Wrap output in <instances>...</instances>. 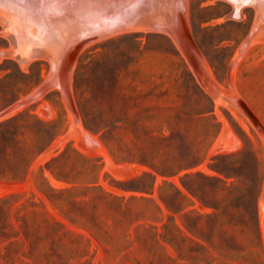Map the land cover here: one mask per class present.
<instances>
[{"label":"rangeland","instance_id":"rangeland-1","mask_svg":"<svg viewBox=\"0 0 264 264\" xmlns=\"http://www.w3.org/2000/svg\"><path fill=\"white\" fill-rule=\"evenodd\" d=\"M152 1L64 67L0 20V264H264V2Z\"/></svg>","mask_w":264,"mask_h":264},{"label":"bare ground","instance_id":"bare-ground-1","mask_svg":"<svg viewBox=\"0 0 264 264\" xmlns=\"http://www.w3.org/2000/svg\"><path fill=\"white\" fill-rule=\"evenodd\" d=\"M148 1H150V0H0V20H1V22H3L4 34L6 33L8 38H10L13 41V43L14 42L19 43V44L21 43L20 46L22 45V43L25 44V45H22L24 47L23 50H25V51L27 50L28 53H29V49H25V46H27L26 48H28L31 45H34L36 43L41 44V45L47 44V45H49V47L51 46L50 49H52L53 52L55 53V54L51 53V55L53 54L56 58L60 59L61 62L58 65H62V67H64L69 63V61L71 59V54L73 53L72 51H75L74 50L75 44H77L78 40L81 41L80 37L78 35H80V36L89 35V37L87 36V40H89V41H87V43H90L91 40L94 41V39L96 40V38H99L103 35L105 36L108 34L120 33V32H126V31L129 32V31H135V30L145 31V30H148L151 28H156L157 26H159L158 28L160 30L166 31L165 28L160 26L161 23H160V25L155 26L154 25L155 23L153 24V23L145 22V19H146L145 16L147 15L148 8L151 7V2H148ZM181 1H179V2H181ZM232 1L235 2V0H232ZM247 1H249V0H247ZM175 2H176V0H175ZM183 2H184V0H183ZM263 2H264V0H263ZM257 3H259V2H257ZM179 4H182V3H179ZM175 6H177V5L174 4V7ZM181 6H180V8H181ZM171 7H173V6H171ZM171 7H170V9H171ZM175 8L177 9L178 6ZM153 9L154 8H151V10H153ZM155 9H156V7H155ZM176 9H174V10L176 11ZM184 11H185V9H184ZM156 12L158 13V11H156ZM160 12H163V11H160ZM176 12H174V13L176 14ZM156 16H158V14ZM176 16L177 15H175V17ZM158 17L160 18V14ZM177 17H179V15ZM166 19H168V18H165L164 20H166ZM169 19H170V17H169ZM125 20H128L129 22H126ZM133 20H134V22H132ZM154 22H155V20H154ZM88 23H90L89 28L87 26ZM85 25L89 29L88 34L85 31L87 29V28L85 29V27H86ZM83 26H85V27L82 28ZM159 29H157V31ZM262 29H263V27H262ZM82 30H84V32ZM169 35H170L171 39L173 40L174 44L176 45L177 49L181 53V55L185 58L188 66L190 67V69L192 71L191 65L185 56L184 47L182 46V43L179 41V39L176 37V35L174 36L172 33L171 34L169 33L168 36ZM83 38H81V39H83ZM252 43H254V42H252ZM20 46L18 45V47H20ZM15 47H16V49H19L17 46H15ZM40 48L42 49V46H40ZM46 48H48V47H46ZM189 48H190V51L193 53L194 57L196 58V60L200 63V65L204 71V74L206 76L207 84H206V86L201 85L197 81L196 77L194 76V74L192 72L195 80L197 81V83L201 87V89H203L216 103L220 102L221 101V99H220L221 93H220L219 87L216 85L212 86L210 84L211 80L205 72L206 62L200 56L201 54L198 53V51L193 46H190ZM19 50H20V52L22 51V54H27L21 48ZM19 50H18V52H19ZM48 50H49V48H48ZM48 50H45V51L48 52ZM49 51L51 52V50H49ZM18 52H16V53H18ZM19 53H18V55L21 54V53L20 54ZM38 53L40 54L41 52H38ZM22 54L20 56H22ZM30 55L31 54H29L28 56H30ZM40 55H42V54H40ZM47 55H49V54H47ZM23 57H25V56H22L21 58L23 59ZM26 58H28V57H26ZM51 61H53V60H51ZM54 61H55V58H54ZM56 69H58V66L56 67ZM53 70H51V71H53ZM55 73H57V70L55 71ZM61 73H63V72H61ZM59 75H61V74H59ZM52 76H54V75H52ZM66 76L67 75L65 74V77ZM58 78H59L58 79V81H59L60 77H58ZM61 87L63 88V86H61ZM67 98H66V100H67ZM234 102H235V99H234ZM234 102L232 101L233 105L235 104ZM236 102H238V100ZM69 103H70V100H69ZM224 104H226V103H224ZM227 107H229V106L227 105ZM238 109H239V107H238ZM255 118H256V116H255ZM257 121H258V119H257ZM254 128L256 129V127H254ZM260 205L262 208H264L262 206V204L259 203V206ZM261 209L259 211L260 213L262 212ZM262 210H264V209H262ZM261 215H262V213H261Z\"/></svg>","mask_w":264,"mask_h":264},{"label":"water","instance_id":"water-1","mask_svg":"<svg viewBox=\"0 0 264 264\" xmlns=\"http://www.w3.org/2000/svg\"><path fill=\"white\" fill-rule=\"evenodd\" d=\"M125 21L129 22L128 20H125ZM132 22H134V20ZM176 37L179 39V41L182 43V46L184 47L185 56L191 65L192 72H193L194 76L196 77L197 81L201 85L206 86L207 79H206V76L204 74V71H203L200 63L196 60L193 53L190 51L189 47L193 46V45H192L189 37L185 33L177 34Z\"/></svg>","mask_w":264,"mask_h":264},{"label":"trees","instance_id":"trees-1","mask_svg":"<svg viewBox=\"0 0 264 264\" xmlns=\"http://www.w3.org/2000/svg\"><path fill=\"white\" fill-rule=\"evenodd\" d=\"M178 193L180 194V196H181L182 198L190 200L185 194H183V193H181V192H179V191H178ZM171 204H172V206H180V201L178 200V197H177V198H176V197H175V198H172V199H171ZM166 207H167L168 209H170V210H173L172 207H170V206L167 205V204H166Z\"/></svg>","mask_w":264,"mask_h":264}]
</instances>
